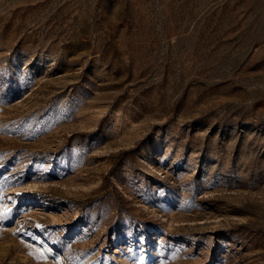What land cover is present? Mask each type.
<instances>
[{
    "label": "rangeland",
    "instance_id": "rangeland-1",
    "mask_svg": "<svg viewBox=\"0 0 264 264\" xmlns=\"http://www.w3.org/2000/svg\"><path fill=\"white\" fill-rule=\"evenodd\" d=\"M0 264H264V0H0Z\"/></svg>",
    "mask_w": 264,
    "mask_h": 264
},
{
    "label": "snow or ice",
    "instance_id": "snow-or-ice-1",
    "mask_svg": "<svg viewBox=\"0 0 264 264\" xmlns=\"http://www.w3.org/2000/svg\"><path fill=\"white\" fill-rule=\"evenodd\" d=\"M9 211H11L10 209H5V212H9Z\"/></svg>",
    "mask_w": 264,
    "mask_h": 264
}]
</instances>
